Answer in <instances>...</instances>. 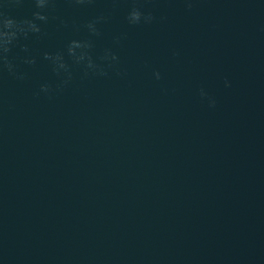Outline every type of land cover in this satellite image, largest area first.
Instances as JSON below:
<instances>
[{
  "label": "water",
  "instance_id": "water-1",
  "mask_svg": "<svg viewBox=\"0 0 264 264\" xmlns=\"http://www.w3.org/2000/svg\"><path fill=\"white\" fill-rule=\"evenodd\" d=\"M0 33V264H264V0H0Z\"/></svg>",
  "mask_w": 264,
  "mask_h": 264
},
{
  "label": "clouds",
  "instance_id": "clouds-1",
  "mask_svg": "<svg viewBox=\"0 0 264 264\" xmlns=\"http://www.w3.org/2000/svg\"><path fill=\"white\" fill-rule=\"evenodd\" d=\"M189 7H191V4L190 3H189ZM142 15L143 14L138 9H133L130 12V14H129V20H130L131 23H139L141 21ZM40 18L43 19V17H40ZM143 19H144L145 22H151L152 19H153V17L151 15H148V16H144ZM4 26L7 27V28H11L13 26V21L12 20H5L4 21ZM31 27L33 28V30H38V29H35V26L34 25L31 26ZM90 27H91V25H90ZM0 35L8 36V35H14V33H12V34L0 33ZM79 47H84V45H81L80 43L74 41L72 43V46L69 48L70 53H73L74 54V49L75 48H79ZM83 58H84L83 55H81L79 57V59H83ZM56 59L59 60L60 57H57ZM112 59H116V57L113 56ZM89 66L91 67V64H89ZM60 67H64V65L61 63L60 64ZM155 75H156V78L157 79L160 78V74L159 73H156ZM47 90L48 89H47L46 86L42 88V91H45L46 92ZM201 95L202 96L206 95L203 92V90H201ZM211 103L214 106L215 101L213 100V101H211Z\"/></svg>",
  "mask_w": 264,
  "mask_h": 264
}]
</instances>
